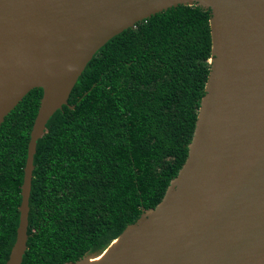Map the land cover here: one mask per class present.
I'll return each mask as SVG.
<instances>
[{
	"label": "water",
	"instance_id": "water-1",
	"mask_svg": "<svg viewBox=\"0 0 264 264\" xmlns=\"http://www.w3.org/2000/svg\"><path fill=\"white\" fill-rule=\"evenodd\" d=\"M194 4L212 10L213 58L188 158L115 244L67 264H264V0H0V126L44 91L6 264H22L28 248L38 141L87 64L138 22Z\"/></svg>",
	"mask_w": 264,
	"mask_h": 264
},
{
	"label": "trees",
	"instance_id": "trees-1",
	"mask_svg": "<svg viewBox=\"0 0 264 264\" xmlns=\"http://www.w3.org/2000/svg\"><path fill=\"white\" fill-rule=\"evenodd\" d=\"M212 10L179 5L111 38L38 141L22 264L105 250L155 208L189 155L211 72ZM32 89L0 126V264L17 238ZM74 106V107H72Z\"/></svg>",
	"mask_w": 264,
	"mask_h": 264
},
{
	"label": "bare ground",
	"instance_id": "bare-ground-1",
	"mask_svg": "<svg viewBox=\"0 0 264 264\" xmlns=\"http://www.w3.org/2000/svg\"><path fill=\"white\" fill-rule=\"evenodd\" d=\"M116 242H117V240H115L113 243L115 244ZM99 258H100V257H97V258H95V259H92V262L99 260Z\"/></svg>",
	"mask_w": 264,
	"mask_h": 264
},
{
	"label": "rangeland",
	"instance_id": "rangeland-1",
	"mask_svg": "<svg viewBox=\"0 0 264 264\" xmlns=\"http://www.w3.org/2000/svg\"><path fill=\"white\" fill-rule=\"evenodd\" d=\"M114 244V243H113Z\"/></svg>",
	"mask_w": 264,
	"mask_h": 264
}]
</instances>
